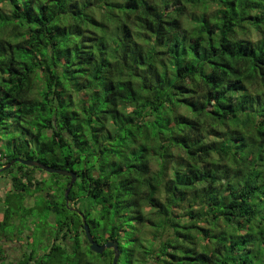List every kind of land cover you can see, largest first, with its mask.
Masks as SVG:
<instances>
[{
	"label": "trees",
	"instance_id": "trees-1",
	"mask_svg": "<svg viewBox=\"0 0 264 264\" xmlns=\"http://www.w3.org/2000/svg\"><path fill=\"white\" fill-rule=\"evenodd\" d=\"M16 158L76 181L66 202L69 177L0 173V242L48 214L46 259L0 244V264H111L76 210L117 264H264V0H0V167Z\"/></svg>",
	"mask_w": 264,
	"mask_h": 264
},
{
	"label": "rangeland",
	"instance_id": "rangeland-1",
	"mask_svg": "<svg viewBox=\"0 0 264 264\" xmlns=\"http://www.w3.org/2000/svg\"><path fill=\"white\" fill-rule=\"evenodd\" d=\"M16 167V166H15ZM15 168H13L14 172ZM36 171H39L36 169ZM42 175L47 174V172H41ZM41 173L37 175L38 179L42 178ZM48 175V174H47ZM47 179V180H46ZM45 181H48V177H46ZM9 188V180L6 177H0V201L3 198V195L5 194L6 189ZM33 194L34 196L25 198V201H23L24 208L27 209L29 212H32L39 209L44 202L45 196L42 194H38L37 192H28ZM1 206V203H0ZM80 207V204H79ZM36 212V211H35ZM22 214L20 211L18 214H16V219L14 220L13 224H10L9 228L6 229L5 234L15 235L16 229L23 228V232L21 234H18L17 236H14L11 238V241H1L0 244L2 245V248L5 251V254L7 256L6 262L16 261L20 259L24 254L28 255V253L33 251L34 255V261H40L42 258L45 260V250L46 246V235H43L44 232H48V214L43 213L40 216L36 217L37 215L33 213L30 216L26 217L25 220L23 218H18ZM36 215V216H35ZM47 219V222L44 223V219ZM45 229V230H43ZM43 235V236H42ZM28 238H31V240H28ZM19 239H18V238ZM42 257V258H41ZM41 258V259H40Z\"/></svg>",
	"mask_w": 264,
	"mask_h": 264
},
{
	"label": "water",
	"instance_id": "water-1",
	"mask_svg": "<svg viewBox=\"0 0 264 264\" xmlns=\"http://www.w3.org/2000/svg\"><path fill=\"white\" fill-rule=\"evenodd\" d=\"M14 163H20L22 165L31 166V167L35 166V167H38L41 170H44L47 173H55V174H58V175H63V176L69 177L70 178V182H69V185H68L67 189L65 190V198L67 197V194H68L72 184L76 181V174H74L71 171L54 169V168L45 166V165H43V164H41V163H39L38 161H35V160L34 161H28V160H23V159H20V158L13 159L9 163H7L5 166L0 167V173L5 171L6 169L10 168ZM66 202H68L67 198H66ZM76 212L81 217L83 231H84L86 239H87V241L89 243L90 250L93 253H96V254H102L103 251L109 250V249L113 250L114 255H113L111 264H117V260H118L119 254H120V252L117 249V243L114 242V241H106L103 244H99L96 241H94L93 238H92V235L90 233V230H89V225L86 223V220H85L84 216L82 215V213L80 211L76 210Z\"/></svg>",
	"mask_w": 264,
	"mask_h": 264
}]
</instances>
